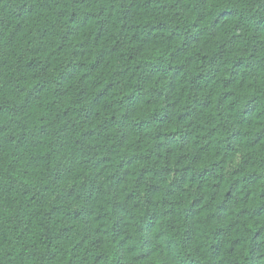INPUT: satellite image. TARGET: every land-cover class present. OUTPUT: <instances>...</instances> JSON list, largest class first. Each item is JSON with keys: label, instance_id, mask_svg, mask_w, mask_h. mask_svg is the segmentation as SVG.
I'll return each mask as SVG.
<instances>
[{"label": "trees", "instance_id": "16d2710c", "mask_svg": "<svg viewBox=\"0 0 264 264\" xmlns=\"http://www.w3.org/2000/svg\"><path fill=\"white\" fill-rule=\"evenodd\" d=\"M0 264H264V0H0Z\"/></svg>", "mask_w": 264, "mask_h": 264}]
</instances>
